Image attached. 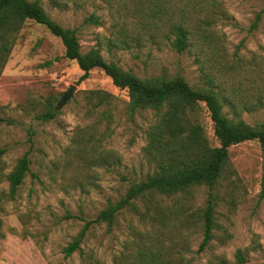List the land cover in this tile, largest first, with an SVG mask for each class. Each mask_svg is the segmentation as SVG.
<instances>
[{"label":"rangeland","instance_id":"rangeland-1","mask_svg":"<svg viewBox=\"0 0 264 264\" xmlns=\"http://www.w3.org/2000/svg\"><path fill=\"white\" fill-rule=\"evenodd\" d=\"M219 1L226 15L214 29L225 41L229 58L239 50L242 61H264V0ZM122 3L42 0L53 20L77 29L83 53L97 49L107 61L140 78L179 74L191 86L207 87L195 50H174L162 38L165 28L157 30L158 41L135 30L125 13L118 12ZM260 12L259 26L251 30ZM91 14L100 17L103 25L87 24L85 20ZM124 20L128 23L122 31L117 22L123 25ZM81 75L77 62L65 57L60 38L35 21L25 23L0 77V149H6L0 159V196L4 198L0 210V264H83V255L76 252L68 258L64 249L87 220L96 218L110 201L124 196L132 182L145 178L155 168L144 153L147 132L157 118L155 112H131L127 91L116 87L103 70L94 69L79 83ZM241 81L246 82V78H223L228 90ZM71 86L77 90L58 109ZM245 89L251 88L244 85L234 98L238 117L229 107L224 111L230 118H241L256 126L264 122V106L253 110L245 107L246 102H255L251 94H256ZM91 90L114 96L109 123L105 120L95 127L100 116L89 112L87 92ZM50 106L56 107V117L49 122L40 120L38 116ZM202 106L200 117L206 136L212 146H219L210 114ZM27 153L31 171L11 198L8 176ZM82 153L97 161L83 165ZM230 160L235 173L222 182L214 238L205 251L199 252L202 226L189 230L183 264H235L239 249L248 262H264V159L260 143L248 141L232 146ZM206 201V189L195 190L193 209L201 213ZM167 203L173 204L171 200ZM139 207L142 209V204ZM146 226L136 213L124 211L112 228L106 223L91 226L82 249L101 264H114L126 244L134 241L132 228L146 232L150 229Z\"/></svg>","mask_w":264,"mask_h":264},{"label":"trees","instance_id":"trees-1","mask_svg":"<svg viewBox=\"0 0 264 264\" xmlns=\"http://www.w3.org/2000/svg\"><path fill=\"white\" fill-rule=\"evenodd\" d=\"M122 1L124 3L120 4L118 12L125 13L135 30L158 41L157 30L165 28L162 38L174 50L179 53L195 50L196 61L202 65L207 87L191 86L179 74L140 78L123 70L115 62L107 61L97 49L83 53L77 29L64 27L53 20L44 9L42 0H0V77L18 34L25 23L32 20L61 39L65 57L76 61L82 71L79 83L88 79L94 69H101L116 87L127 91L131 112H155L157 118L147 132L148 142L144 148L146 157L155 168L145 178L132 182L125 195L116 202L110 201L96 218L87 220L83 230L64 249V253L69 258L79 252L83 255V264H101L93 255L86 256L82 249L87 231L94 224L102 223L112 228L119 215L129 210L136 213L145 227L149 225L150 229L139 232L132 228L134 241L126 244L125 251L114 264H183V251L189 248L186 235L189 230L202 226L203 241L199 252L205 251L214 238L222 182L235 173L230 148L244 142L258 141L264 159V122L251 126L241 118H230L224 111L225 107H229L238 117L237 99L234 98L244 85L251 88L245 91L256 93H250L255 102H246L245 107L253 110L264 106V61H242L239 50L229 58L225 41L214 29L215 23L226 15L219 0ZM262 15L263 12L257 14L251 30L258 28ZM85 21L87 24L103 25L96 14H91ZM117 23L124 31L128 21L124 20L123 25ZM133 40L140 41L138 38ZM227 77H245L246 82L241 81L228 90L223 83V78ZM113 98L107 91L87 92L89 112H96L100 116L95 127L105 120L107 123L111 121ZM202 104L210 114L219 146H212L206 136L200 117ZM56 114V107L50 106L38 118L49 122ZM5 154L6 149H0V159ZM80 160L86 165L96 162L97 158L89 160L82 153ZM31 163L27 153L9 174V197L14 198L23 185L31 171ZM200 188L206 189L207 201L205 208L198 213L193 209V201L195 190ZM3 200L0 196V210ZM167 200L173 204H168ZM235 259V264H264L248 262L241 249L237 250Z\"/></svg>","mask_w":264,"mask_h":264},{"label":"water","instance_id":"water-1","mask_svg":"<svg viewBox=\"0 0 264 264\" xmlns=\"http://www.w3.org/2000/svg\"><path fill=\"white\" fill-rule=\"evenodd\" d=\"M77 90L76 86H71L62 96L61 101L58 103V109H62L73 97L75 91Z\"/></svg>","mask_w":264,"mask_h":264}]
</instances>
